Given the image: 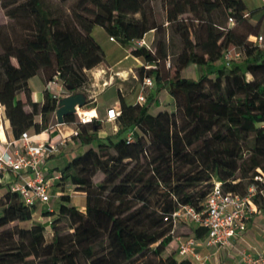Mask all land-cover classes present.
<instances>
[{
  "label": "trees",
  "instance_id": "16d2710c",
  "mask_svg": "<svg viewBox=\"0 0 264 264\" xmlns=\"http://www.w3.org/2000/svg\"><path fill=\"white\" fill-rule=\"evenodd\" d=\"M0 8L10 19L0 26V103L11 140L56 124L58 101L47 87L43 103L32 100L34 76L44 73L48 84L58 75L73 87L71 94L88 90V71L106 57L93 35L96 25L143 60L141 81H154L144 104H129L120 94L117 132L102 137L100 121L81 124L73 136L81 152L49 170L60 172L58 186L72 185L86 197L85 211L66 194L58 216L42 211L50 219V240L47 225L35 220L41 207L26 205L10 188L15 174L0 170V190L6 189L0 226L18 221L0 231V264H189L170 250L171 213L179 206L202 210L216 180L240 195L256 185L254 200L264 209V184L255 179L264 173V48L249 41L260 31L263 9L250 13L245 0H76L63 20L42 0H0ZM151 32L153 47L133 46ZM232 47L243 57L227 65L224 56ZM190 65L205 71L186 77ZM164 94L174 108L155 112V98ZM83 108L95 107L88 99ZM75 121V114L65 117L69 125ZM98 174L103 179L94 183ZM62 218L68 228L61 227ZM193 235L204 239L207 229L197 225Z\"/></svg>",
  "mask_w": 264,
  "mask_h": 264
},
{
  "label": "built area",
  "instance_id": "2783aa9c",
  "mask_svg": "<svg viewBox=\"0 0 264 264\" xmlns=\"http://www.w3.org/2000/svg\"><path fill=\"white\" fill-rule=\"evenodd\" d=\"M260 1L264 9V0ZM233 23L234 20L231 18L230 24ZM110 39L116 41L112 37ZM249 41L264 48V17L261 31L258 34L250 35ZM139 42L141 45L150 47L145 38ZM242 57L243 52L236 47H232L225 53L224 59L227 65H231L234 60H240ZM104 84L107 85L108 83L105 82ZM153 87V79L145 77L141 81V90L136 102L146 103ZM47 89L57 99L58 104L63 97L71 94L58 75L47 84ZM82 109L77 106L75 115L78 116V119L74 122L76 128L69 135L63 136L60 134L59 128L67 125V123H59L56 118V124L40 133L42 135L48 134L49 138L47 140L41 139L39 134L23 132L18 139L9 140L1 147L0 170L5 172L10 170L15 174L16 180L10 188L21 197L26 205H47L48 209L51 210V201L54 197L60 198L61 195L66 194V190L57 185L61 179L60 172L49 176L46 168L48 160L52 156L60 154L61 148L71 142L73 136L80 134L79 126L81 124H87L94 120L101 123L116 124L121 113L120 108L113 106L106 110L103 117L100 115L89 117L82 113ZM129 137H131V134H129ZM255 179L264 184V173H260ZM257 191L258 187L252 185L246 195L228 192L223 189L221 182L215 180L202 210H198L192 205H181L175 209L171 213L173 220L171 234L177 244V256L181 259L205 264L208 256L202 254L199 250L200 247H217L237 251L243 264H264V254L240 249L235 242L236 238L242 236L247 230L250 214L256 205L254 198ZM181 217L190 219L194 223L205 227L207 229L206 237L197 239L191 236L182 239L176 236V228Z\"/></svg>",
  "mask_w": 264,
  "mask_h": 264
},
{
  "label": "rangeland",
  "instance_id": "374dc122",
  "mask_svg": "<svg viewBox=\"0 0 264 264\" xmlns=\"http://www.w3.org/2000/svg\"><path fill=\"white\" fill-rule=\"evenodd\" d=\"M44 6L50 10L53 16H58L62 18L63 20L68 19L71 17L72 13V7L76 0H70L66 3L61 2L60 0H42ZM250 9L252 8H257V7H262L260 0H245ZM154 7L157 11L161 12L164 14V10L162 7L161 2H156L154 3ZM264 11V9H263ZM264 17V16H263ZM263 17L262 21L259 23L260 31L262 29V22H263ZM260 19V15L255 17L252 20L253 24H257ZM8 23H10V19L8 18L6 11L0 8V26H5ZM248 27L243 26V30H247ZM259 31V32H260ZM93 35L96 38V40L100 43L102 46L104 52H105V61L109 66L114 65L115 63L119 64L113 68V70H117L119 68H124L126 70H129V73L126 76H122L123 80L121 78H117L114 80L113 85H109L107 87L101 86L102 90L99 93V98L101 101V104L104 105L109 102H114L115 99L120 97V94L125 95V99L127 103L133 104L136 101L137 95L140 93L141 90V78L139 77V67H142L144 65V62L142 59L136 60L135 57L131 55V48L129 46H123L117 41H111L109 34L104 30L103 27L96 25L93 28ZM147 43L150 45V47H153V40H154V32H151L145 37ZM244 40V37H240L238 43L241 44V40ZM141 41V40H139ZM139 41H136L134 43V47L136 46H142ZM0 51H1V46H0ZM128 55L127 57H125ZM47 61V60H45ZM240 62V61H238ZM13 63L17 64V60L13 58ZM141 65V66H140ZM131 68V69H130ZM168 66L165 68V72H167ZM204 68L198 67L196 65H190L187 68L183 70V75L189 78H194L197 79L199 76L204 72ZM108 74V71H106ZM105 72L103 74H106ZM120 75V74H119ZM125 75V74H123ZM90 77H92L91 74H89ZM118 87L122 88V91L119 90ZM92 86L91 84L87 87V89H91ZM100 87H97V89H101ZM154 91L153 89L150 91L149 96L151 95V92ZM85 95L87 96L89 92L86 90ZM88 97V96H87ZM0 106L1 103H0ZM3 108V107H2ZM174 108V101L168 94L161 95V97L155 98V106L153 107L152 110L155 112L158 110H164V109H173ZM85 109L83 108L82 111ZM97 113V112H96ZM76 116V120L78 119V116ZM100 116H104V111L102 110L100 113ZM56 119V117H55ZM55 119L53 118L52 123L55 122ZM5 120V113H4V108L3 112L0 111V129L4 128L3 121ZM117 125L115 123H101V129L99 134L102 137H107L108 135H113L116 132ZM80 147H75V146H70L68 147V153L70 152L69 158H72L74 156L73 153L78 154V150L76 149ZM81 152V149H80ZM56 162L51 164V166H54ZM50 176V175H49ZM94 183H99L102 179L103 176L101 174L96 175L95 177L92 178ZM61 189L66 190V195H70L71 198V204L77 206L81 211H85L86 208H82V205L86 204V197H82V194L80 192H75L76 188L73 187L72 185L66 184L60 186ZM6 189H1L0 190V199L2 195L4 194ZM51 208L55 211V214L58 216V211H59V205H60V198L54 197V199L50 203ZM41 209L39 208V211L35 213V220L37 221H43L47 225V239L50 240L53 234L52 228L50 227V219L47 218H42L41 214L44 209H48L47 205H39ZM55 217H53L54 219ZM18 221H9L5 223L4 225L0 226V231L7 229L9 227H13L16 225ZM61 227L68 228V220L66 218H62V222L60 223ZM198 224L194 223L190 219H185L181 217L178 226L176 228V236L181 237L182 239H186L188 237L194 236L193 235V230ZM68 231V230H67ZM174 244L170 247V250H173L176 252L177 249V244L173 242ZM81 264H90V262L87 259H80Z\"/></svg>",
  "mask_w": 264,
  "mask_h": 264
},
{
  "label": "crops",
  "instance_id": "0c3cea01",
  "mask_svg": "<svg viewBox=\"0 0 264 264\" xmlns=\"http://www.w3.org/2000/svg\"><path fill=\"white\" fill-rule=\"evenodd\" d=\"M258 8L263 9V7H257V8L250 9V7L248 6L250 13H252L254 10ZM127 56L128 55H126L125 57ZM136 60L139 61L138 58H136ZM118 64L119 62L115 63L112 66H109L106 63V61H104L99 66L88 71V74L92 75V77H90L92 88L87 90L89 92L88 99L90 100V105H93V107H95L92 109L96 110L97 115H100L101 111L103 110L104 116H105L106 110L108 108L113 107V106L120 108L121 106L120 98L115 99L114 102H109L104 105L101 104V101L99 98V93L102 90L101 86H103L104 88L109 85H113L114 80L116 79V76H118L117 78L122 79L123 78L122 76H126L129 73V70H126L124 68L113 70V68L117 66ZM106 71H108V74L106 73ZM104 72L106 74H103ZM105 82L108 84L105 85L104 84ZM29 84L32 89V100L34 102L43 103L45 100V89L47 87V81L45 80V74L42 73V74H38L34 76L33 78L29 80ZM97 87H100L101 89L98 90ZM118 90L120 94V91H122V88L118 87ZM123 96L125 97L124 94ZM18 98L25 101L24 94H21ZM136 100H137V97H136ZM26 110L30 111V107L26 106ZM0 111L3 112L2 106H0ZM3 125H4L3 130L5 132L6 139L3 140L2 137L0 136V152H1V147L7 141L13 138L11 124H10V121L6 117H5V120L3 121ZM75 128L76 126H74L73 124L71 125L67 124V125L60 127L59 132L61 135L66 136V135L71 134V132ZM39 137L43 140H47L49 138L48 134L47 135L39 134ZM71 145L77 147L74 140L72 139L71 142H68L65 146L61 148L60 154L56 156H52L48 160L47 165H46V168L48 169V173H49V170L54 167H64L66 161L69 159V156H70V152L68 153L67 149ZM80 149L81 148H78L76 150L80 152ZM73 154L75 155V153ZM54 162H56V164H54V166H51V164H53ZM80 193L82 194V197H85L84 193L82 192ZM82 208H85V204L82 205ZM235 242H236L237 247L240 249H247L248 251L253 252V253L264 254V209L258 208L257 205H255V207L253 208V211L250 214V219L248 221L246 232L243 233L242 236L236 238ZM199 250L202 252L203 255L208 256V260L206 261L205 264H243L239 254L235 250L217 248V247H212V248L200 247ZM187 262H189V264H199L191 260H187Z\"/></svg>",
  "mask_w": 264,
  "mask_h": 264
},
{
  "label": "water",
  "instance_id": "95a60500",
  "mask_svg": "<svg viewBox=\"0 0 264 264\" xmlns=\"http://www.w3.org/2000/svg\"><path fill=\"white\" fill-rule=\"evenodd\" d=\"M141 66V65H140ZM69 91H73V87L67 85ZM87 96L83 92L72 93L63 97L58 104L56 111V118L59 123H65V117L76 113L77 106L79 108L85 107L87 103Z\"/></svg>",
  "mask_w": 264,
  "mask_h": 264
},
{
  "label": "bare ground",
  "instance_id": "6f19581e",
  "mask_svg": "<svg viewBox=\"0 0 264 264\" xmlns=\"http://www.w3.org/2000/svg\"><path fill=\"white\" fill-rule=\"evenodd\" d=\"M82 113H84L85 115L91 117H95L97 114H96V110L95 109H90V110H84L82 111ZM0 136L2 137L3 140L6 139V135H5V132L3 129H0Z\"/></svg>",
  "mask_w": 264,
  "mask_h": 264
}]
</instances>
